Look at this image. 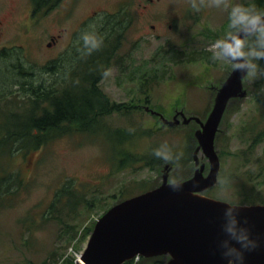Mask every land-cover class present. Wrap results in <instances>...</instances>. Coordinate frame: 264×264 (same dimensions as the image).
<instances>
[{
	"label": "rangeland",
	"instance_id": "rangeland-1",
	"mask_svg": "<svg viewBox=\"0 0 264 264\" xmlns=\"http://www.w3.org/2000/svg\"><path fill=\"white\" fill-rule=\"evenodd\" d=\"M250 1L153 0L142 4L141 18L137 12L139 0H56L52 8L39 6L36 13H32L31 0H0V55L4 48H14L13 53L22 50L29 60L27 64L35 65V72L50 80L53 74L46 68L51 66L49 63L58 65L66 48L83 40V29L95 26L104 14L126 2L131 19L123 49L132 50L126 62L121 63L126 76L121 77V67H112L100 83L102 91L113 102L129 105L136 96L131 90L132 82L142 70L148 71L151 72L150 82L155 83L142 86V99H148L151 105L168 115L177 102H180L179 107L186 105L190 110H185L187 112L195 110L203 114L212 99L210 85H218L231 68L225 59H213L214 51L221 52L213 45L230 32L229 13L233 6ZM81 23L84 26L79 28ZM149 25L156 26L155 32ZM169 47H173L175 53L179 51L176 54L181 50L208 54L210 60L178 62L169 67L172 78L162 81L161 69L157 66L161 57L156 51ZM58 67L57 71H61V65ZM119 82L125 85L119 86ZM245 83L251 96L235 102L229 109L216 140L221 157L219 184L207 194L228 203H239L249 196L264 201V131L254 147L253 139L258 138V134L251 137L246 132L248 128L253 129L264 105V81L260 79L259 70L256 77L248 75ZM19 92L13 87L6 94L10 99L21 95ZM132 112V118L112 114L104 122H95L86 135L73 133L55 138L26 160L10 163L20 172L21 186L13 202L0 203V264H59L66 259L74 260L86 242L82 238L91 223L117 200L156 186L164 163H175L170 180H180L189 169L193 171V123L162 127L152 115ZM126 128L136 129L140 136L122 145L129 137L130 131ZM155 149L179 154V159L151 157L154 162L151 166L143 156ZM123 150L139 154L130 160H140L116 171L125 164H119L120 156L126 154ZM202 162L207 165L204 158ZM14 175L10 178L14 179ZM68 182L70 187L75 185L76 193L72 195L77 200L70 218V207L62 203L64 196L55 202L56 193ZM67 201L63 198V202ZM58 218L75 225L78 231L75 239L70 240L73 229L68 230L69 234L62 231L64 225L55 220Z\"/></svg>",
	"mask_w": 264,
	"mask_h": 264
},
{
	"label": "trees",
	"instance_id": "trees-1",
	"mask_svg": "<svg viewBox=\"0 0 264 264\" xmlns=\"http://www.w3.org/2000/svg\"><path fill=\"white\" fill-rule=\"evenodd\" d=\"M33 2L35 4L41 3V7H44L46 3L45 0H33ZM243 6L264 11V0H252ZM34 12H36L35 8ZM111 18L113 16L104 14L98 23L95 26L91 25L88 30V32L94 31L98 36L103 37V42L99 48L86 52L83 40L79 39L76 45L68 49L58 65L49 63L51 66L46 68L50 72L52 71L53 74V78L50 80L40 77V73L35 72V65L32 63L27 64L29 60L22 53V50H15V53H13L14 48L1 50L3 55H0V200L3 201L0 203L9 204L14 196L18 194L21 186L20 177H18L20 172L18 173L19 170H16V165L11 167L10 163H14L16 160H26L30 155L48 145L55 138L73 133L86 135L95 122H104V119L113 113L123 114L132 118V111H136L133 109L132 103L126 105L113 102L100 88L102 79L115 62L113 59H116L118 64V61L123 58L121 51L117 49L122 42L120 38L122 34L120 37L116 35L114 38L110 35V31L115 25L114 20L111 21ZM119 21L120 19L117 20V24ZM128 22H130L129 19H127ZM239 26L237 25V27ZM230 31L233 30L230 29ZM255 39L256 36L253 35L247 40L251 42L255 41ZM113 50H116V52L112 54ZM195 53L200 56L199 59L192 57L190 53L191 57L185 56L187 52L184 51L172 57H169L171 55L168 54H161V59L158 61L157 66L161 69L162 77L171 79L172 75L169 67L178 64V62L210 60L208 54ZM253 62L258 64L260 69H264V59L256 60L253 58ZM60 65L59 70L61 71H57ZM118 65L121 66L120 63ZM133 71L135 72V70ZM140 73L141 75L136 77V79L139 81L141 77L140 81H142L143 85L155 83L150 82L152 81L151 72L142 70ZM131 74L134 75V73ZM260 79L263 82L264 75H260ZM13 87H17L21 95L19 94L17 97L11 96L8 99L6 92ZM259 114L256 122H254L253 129L248 128V131H246L251 137L256 134L259 136L253 139L252 147L257 145L263 136L261 134L264 131V105ZM126 130L130 131L129 137L126 138L122 145L132 142L133 138L140 136L134 128H126ZM145 132L148 135V131L145 130ZM123 151L126 154L120 156L121 161L138 156L136 153ZM151 157H157L153 151L150 154H146L143 158L147 163H150L152 161ZM139 160V158H136L130 161L135 163ZM17 165L19 166L20 164ZM191 171L189 169V172L183 178L189 177ZM13 175L14 179L10 178ZM70 184L68 182L56 193L55 197V202L60 201L62 195L64 196L63 198L68 200L63 202L62 198V203H67V206L70 207L68 211L69 218L75 212L77 205L75 195H72L76 193L75 185L70 187ZM250 198H253V201H248ZM244 199L240 203H264V201H258L252 196ZM63 205L65 206L66 204ZM44 220L47 219L44 218ZM55 220L64 225L62 231L65 233L73 229L70 240L76 238L78 231L75 229V225L63 223L61 218ZM91 228L92 225L86 229L87 232L83 235V241L88 236ZM73 262L74 260L66 259L59 264H73ZM164 262V257L142 258L137 264H164Z\"/></svg>",
	"mask_w": 264,
	"mask_h": 264
},
{
	"label": "water",
	"instance_id": "water-1",
	"mask_svg": "<svg viewBox=\"0 0 264 264\" xmlns=\"http://www.w3.org/2000/svg\"><path fill=\"white\" fill-rule=\"evenodd\" d=\"M239 35L247 38L252 34L245 28ZM239 60L247 59L239 57ZM231 62L233 69L217 89L205 122L196 117L187 118L182 111L171 120L160 115L164 126L187 125L193 120L199 125L194 132L197 147L193 153L192 177L177 180L179 187L174 188L173 181H169L171 167L165 165L156 188L112 206L99 217L74 264H123L136 255L166 256L165 264H227L221 253L225 251L223 241L228 239L224 232L225 207L232 205L202 193L218 183L220 159L215 137L225 108L232 98L247 96L243 80L248 69ZM199 153L209 164L206 175ZM235 206L242 222H247L253 237L258 236L260 241L259 248L245 253V264H264V205Z\"/></svg>",
	"mask_w": 264,
	"mask_h": 264
},
{
	"label": "clouds",
	"instance_id": "clouds-1",
	"mask_svg": "<svg viewBox=\"0 0 264 264\" xmlns=\"http://www.w3.org/2000/svg\"><path fill=\"white\" fill-rule=\"evenodd\" d=\"M237 25L241 27L238 28ZM229 28L233 31L226 33L213 45L214 49H222L224 55L220 51H214L213 59L230 58V62H236V67L247 68L250 76L256 77L258 70L260 75H264V69H260V66L253 62V58L264 59V11L237 4L229 13ZM245 28L249 29V35L255 34V41L249 42L239 35V32ZM82 39L86 52L99 48L103 42V37L98 36L94 31L84 32ZM239 57L248 59L241 62ZM154 154L164 160L179 159V154L173 155L171 151L155 149ZM173 187H179L175 179ZM225 215L227 219L224 232L228 239L223 241L225 251L221 253V256L227 260V264H245V253L260 247L259 238L253 237L252 230L247 226L246 221L242 222L237 206L225 207Z\"/></svg>",
	"mask_w": 264,
	"mask_h": 264
},
{
	"label": "flooded vegetation",
	"instance_id": "flooded-vegetation-1",
	"mask_svg": "<svg viewBox=\"0 0 264 264\" xmlns=\"http://www.w3.org/2000/svg\"><path fill=\"white\" fill-rule=\"evenodd\" d=\"M153 0H139V3H138V6H139V9H138V13H139V15L141 16V18H142V4L144 5V4H146V3H149V2H152ZM129 4L128 3H126V2H123V3H121L120 4V8H118V7H116V8H114L111 12H108L107 13V15H111V16H113V18H111V21L112 20H114V22H115V25L112 27V30L110 31L111 32V34L110 35H112L113 36V38H114V36H116V35H119V37H120V35L122 34V36L120 37L121 39H122V42H121V44L120 45H118V47H117V49L119 50V51H123V53H122V55H123V58L121 59V60H119L118 61V64L120 63H124V62H126V58H127V56L129 57V53H132V50H126V49H123L124 47H125V43H126V39H127V35H126V32H127V30H128V27H129V24L127 23V18H130V7L128 6ZM128 6V7H127ZM128 10V11H127ZM118 19H120V21L118 22V24H117V20ZM83 24L81 23L80 25H79V28H80V26H82ZM84 26V25H83ZM149 28L151 29V30H153L154 32H155V29H156V26L155 25H149ZM90 29V28H89ZM88 27H86L85 29H83V31L84 32H88ZM109 32V33H110ZM117 32V33H116ZM141 34H142V31H141ZM141 40H142V35H141ZM141 42V41H140ZM139 48H142V45L140 44L139 45ZM121 51V52H122ZM140 53H141V50H138ZM114 52H116V50H113V52H112V54L114 53ZM156 53H160V52H158V51H156ZM168 54H170L169 52H168ZM115 62H114V64L112 65V67H114V68H118V67H121V70H120V73H121V77H123V76H126V73H125V70H124V67H123V65L121 64V66H119L118 64H117V62H116V59H113ZM125 73V74H124ZM140 80H141V77L139 78ZM139 80V81H140ZM118 85L119 86H123V85H125V82H122V83H118ZM132 87H133V89H131V90H138L139 92L137 93L136 92V96L133 98L134 100H136L135 101V103H133V105H132V107H133V109L134 110H136V111H139L140 112V114H142V110L145 112V113H147V114H149V115H152L153 117H155L156 115L155 114H153V111H155V112H157V113H159V114H161L160 112H162L163 113V111L162 110H158V111H156L155 109H153L150 105H149V101H148V99H146V102L145 103H142V82L140 81V82H138V83H132ZM141 101V102H140ZM160 111V112H159ZM178 112V110L177 109H173L172 111H171V113L169 114V116H171L172 118L176 115V113ZM206 112V111H205ZM185 114V113H184ZM206 113H204L203 115H202V117H204V116H206L205 115ZM158 118H159V116H157ZM157 117H155V118H157ZM179 118H180V116H179Z\"/></svg>",
	"mask_w": 264,
	"mask_h": 264
}]
</instances>
